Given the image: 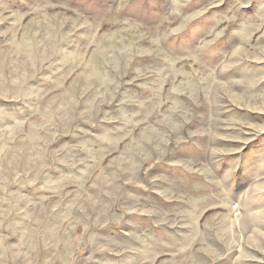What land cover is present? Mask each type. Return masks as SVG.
<instances>
[{"label":"rangeland","instance_id":"rangeland-1","mask_svg":"<svg viewBox=\"0 0 264 264\" xmlns=\"http://www.w3.org/2000/svg\"><path fill=\"white\" fill-rule=\"evenodd\" d=\"M0 264H264V0H0Z\"/></svg>","mask_w":264,"mask_h":264}]
</instances>
